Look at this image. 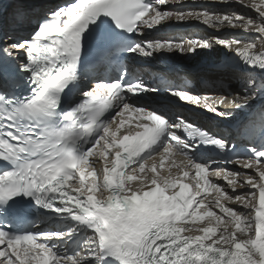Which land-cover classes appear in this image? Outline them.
<instances>
[{"label": "snow or ice", "instance_id": "snow-or-ice-1", "mask_svg": "<svg viewBox=\"0 0 264 264\" xmlns=\"http://www.w3.org/2000/svg\"><path fill=\"white\" fill-rule=\"evenodd\" d=\"M217 49L208 88L126 62ZM248 110L243 146L196 118ZM0 264H264V0L0 15Z\"/></svg>", "mask_w": 264, "mask_h": 264}, {"label": "bare ground", "instance_id": "bare-ground-1", "mask_svg": "<svg viewBox=\"0 0 264 264\" xmlns=\"http://www.w3.org/2000/svg\"><path fill=\"white\" fill-rule=\"evenodd\" d=\"M200 1V0H198ZM209 1V0H208ZM21 2V0H8V6L6 9V17H5V24H6V29L9 26V17H10V13L12 12V10L16 7L17 3ZM23 2L25 3H29L34 5L37 10H41L42 8H46V7H52L55 6L56 4H59L62 2V0H23ZM205 3L207 1H204ZM191 24H196V23H191ZM186 25V24H184ZM197 25V24H196ZM168 28H166L167 30ZM169 34H171L174 37H193V36H203V35H208L209 32H207L206 30H200V29H189V30H179V29H172L171 32H169ZM155 36H163L162 33H159ZM221 49H217L216 52H208L207 50H198L199 54L196 55H184V54H180V53H173V54H169V59H171V64H173L174 69L172 71H170L171 68L168 69H164L162 67V65L160 67H155V68H151V67H145L142 69V74H147L146 75V79H151V77H159V76H166V77H170L173 80H175L177 83H182V79L180 78L181 76H185L189 79H191L196 85H199L202 88H208L211 86L213 81H219L220 76L222 75L218 69H213L210 66H207V64L205 63V60L201 59L200 61H196L198 60L197 56H201V57H207L206 55H213L212 57H214L216 54L220 53ZM215 54V55H214ZM189 56V57H188ZM211 57V56H208ZM168 60V59H166ZM210 60V59H208ZM191 61H195L194 64H192ZM170 62V61H169ZM168 62V63H169ZM164 64V63H163ZM188 64V67H187ZM192 64V65H191ZM231 75V74H229ZM226 86H235L236 84V79L232 78L230 81L229 80H225L224 81ZM227 106V104L225 105V107ZM255 112V110H248L245 112H240L238 113L236 116L241 118L244 124H247L253 116V113ZM251 114V115H250ZM196 118L200 121L201 124L213 129V123H211V121H207L208 119L206 118L205 115H199L197 114ZM256 119V124L257 127L259 125V117L258 115L255 117ZM214 131H220V129L215 128ZM232 131V129H229V132ZM234 130L232 131V135L234 134Z\"/></svg>", "mask_w": 264, "mask_h": 264}, {"label": "rangeland", "instance_id": "rangeland-1", "mask_svg": "<svg viewBox=\"0 0 264 264\" xmlns=\"http://www.w3.org/2000/svg\"><path fill=\"white\" fill-rule=\"evenodd\" d=\"M204 1L209 2L208 0H200V1H198V2H199V3H205ZM226 85H228V84H226Z\"/></svg>", "mask_w": 264, "mask_h": 264}]
</instances>
